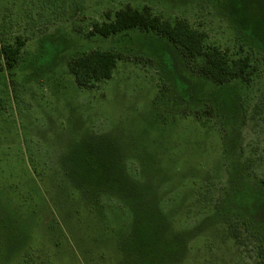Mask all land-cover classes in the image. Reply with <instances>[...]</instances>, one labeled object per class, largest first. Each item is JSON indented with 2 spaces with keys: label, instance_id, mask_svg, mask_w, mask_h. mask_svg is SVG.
I'll use <instances>...</instances> for the list:
<instances>
[{
  "label": "rangeland",
  "instance_id": "374dc122",
  "mask_svg": "<svg viewBox=\"0 0 264 264\" xmlns=\"http://www.w3.org/2000/svg\"><path fill=\"white\" fill-rule=\"evenodd\" d=\"M127 6L249 57L218 84L153 32L91 36ZM0 264H264V0H0ZM122 59L77 86L72 62Z\"/></svg>",
  "mask_w": 264,
  "mask_h": 264
},
{
  "label": "trees",
  "instance_id": "16d2710c",
  "mask_svg": "<svg viewBox=\"0 0 264 264\" xmlns=\"http://www.w3.org/2000/svg\"><path fill=\"white\" fill-rule=\"evenodd\" d=\"M108 16L109 21L94 24L91 36L110 37L133 30L153 32L181 47L187 58L205 57L206 65L202 72L216 83L222 85L234 79L250 82L253 68L249 57L231 59L219 48L207 50L206 34L194 29L188 21L165 19L149 6L143 9L127 6L113 17ZM25 44L21 38L15 44H0V62L4 61L8 70L12 71L17 66ZM121 59L122 56L112 50H93L77 57L70 71L77 86L90 89L97 82L111 80Z\"/></svg>",
  "mask_w": 264,
  "mask_h": 264
}]
</instances>
